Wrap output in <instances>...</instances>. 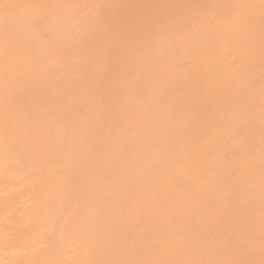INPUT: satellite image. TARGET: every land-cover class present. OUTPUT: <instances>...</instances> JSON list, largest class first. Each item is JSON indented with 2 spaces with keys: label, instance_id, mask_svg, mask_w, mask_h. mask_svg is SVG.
<instances>
[{
  "label": "bare ground",
  "instance_id": "bare-ground-1",
  "mask_svg": "<svg viewBox=\"0 0 264 264\" xmlns=\"http://www.w3.org/2000/svg\"><path fill=\"white\" fill-rule=\"evenodd\" d=\"M0 264H264V0H0Z\"/></svg>",
  "mask_w": 264,
  "mask_h": 264
},
{
  "label": "rangeland",
  "instance_id": "rangeland-1",
  "mask_svg": "<svg viewBox=\"0 0 264 264\" xmlns=\"http://www.w3.org/2000/svg\"><path fill=\"white\" fill-rule=\"evenodd\" d=\"M71 10H74V9H71ZM86 13H90L92 16L95 15L94 13H92V10H87ZM84 14H85V13H84ZM123 24H124V23H123ZM175 32H177V31L175 30ZM177 33H178V32H177ZM179 33H180V32H179ZM179 33H178V34H179ZM172 34L174 35L173 32H172ZM178 34H177V35H178ZM175 35H176V34H175ZM175 35H174V37H175ZM178 37L180 38V35H179ZM67 69H68V68H67ZM67 69H66V72H69V70H67ZM70 70H71V69H70ZM63 72H65V71H63ZM61 74H62V72H61ZM61 74H60V75H61ZM64 74H65V73H64ZM58 75H59V74H58ZM60 78H61V77H60ZM59 83H62V80H61V79H59ZM11 171H13V172H11ZM11 171H10V174H14V173H15V170H11ZM10 188H12V187H10ZM10 188H8V190H9ZM25 200H28V199L25 198ZM25 200L21 198V201H24V202H19V201H20V199H19V201H17V203H16V207L18 206V207H17L18 209H21V208H22V211H23V209H26V208L29 206V203H30V202L27 204V203H25V202H28L29 200H28V201H25ZM24 204H25V205H24ZM26 205H27V206H26ZM25 206H26V207H25ZM64 219H65V218H64ZM64 221H65V220L61 221V223L64 222ZM61 223H60V224H61ZM71 249L74 250V248H71ZM69 250H70V249L67 250L68 253H65L67 258H68V257H71L70 255L74 256V254H75V253L72 254V253L75 252V251L72 252V250H70V251H69ZM67 251H65V252H67ZM62 254H63V253H62ZM65 254L62 255V257L65 256ZM66 257H65V258H66ZM65 258H64V260H66ZM70 259H71V258H69V260H70ZM66 261H67V260H66Z\"/></svg>",
  "mask_w": 264,
  "mask_h": 264
}]
</instances>
